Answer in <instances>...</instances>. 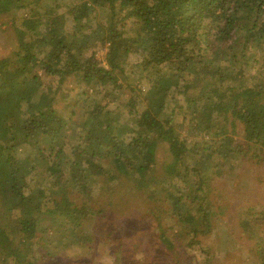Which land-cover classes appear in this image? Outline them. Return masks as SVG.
I'll return each instance as SVG.
<instances>
[{
    "label": "trees",
    "instance_id": "1",
    "mask_svg": "<svg viewBox=\"0 0 264 264\" xmlns=\"http://www.w3.org/2000/svg\"><path fill=\"white\" fill-rule=\"evenodd\" d=\"M22 8L0 0V18ZM96 8L110 15L94 22ZM36 15L17 28L22 49L0 59V264H49L41 220L63 225V249L90 250L94 234L79 229L102 212L90 197L126 182L165 195L179 234L199 244L225 210L221 192L211 194L216 168L264 162V0H69L62 13ZM126 68L148 86L130 85ZM70 78L83 85L73 96L61 88ZM74 100L79 111L65 115L61 104ZM41 143L48 149L19 159ZM161 146L169 158L159 171ZM261 220L251 215L239 228L257 237ZM258 255L264 264V248Z\"/></svg>",
    "mask_w": 264,
    "mask_h": 264
},
{
    "label": "rangeland",
    "instance_id": "2",
    "mask_svg": "<svg viewBox=\"0 0 264 264\" xmlns=\"http://www.w3.org/2000/svg\"><path fill=\"white\" fill-rule=\"evenodd\" d=\"M20 2L22 9L0 18V59L11 58L13 53L20 51L24 46L25 30L17 31V28H21L23 18L28 16L34 19L37 17V11L42 14L51 7L62 13L69 0ZM109 15L106 9L96 8L92 13V20L98 22ZM67 26H71L70 22ZM105 52V49H99L97 52V58L102 62ZM251 52L260 61V50L254 49ZM135 61L136 59H130L129 62ZM254 62L248 68L250 74H255L258 68L259 63ZM129 71V68H126V74L131 80L130 85L142 89L148 86L147 80L136 75L138 68L134 70L136 74L132 75L133 72ZM81 86L83 85H78L70 78L64 81L61 88L63 94L73 96L76 88ZM123 93L129 92L124 89ZM76 101L65 103L67 105L61 104L65 115L79 111L78 107H74ZM236 127L234 137L242 142V125L236 123ZM68 133V140L72 143L73 135ZM40 149L47 150L48 144L41 143L33 149L25 146L21 148L18 157L23 162H28ZM168 158L166 147L161 146L157 155L159 171L163 163L168 162ZM216 172L211 175V194L221 192L219 196L225 201V210L217 214L218 219L213 220L212 231L201 236L198 239L199 244L187 245L188 239L179 234L175 218L169 214L165 195L132 192L127 189L129 183L126 182L114 194L113 190L108 188L107 195L99 198L96 196V190L90 197L89 206L95 211L99 208L102 211L98 218L99 224H96V217L93 216L88 218L84 228L79 229L83 236L94 234L90 250L63 249L61 239L66 233L63 225L41 220V230L44 231L39 234V251L48 250L54 256L49 264H66L65 260L68 264H204L206 260L212 264H261L258 250L264 248V240L260 238L264 237V162L257 166L240 160L223 162L216 168ZM151 194H154V198ZM251 215L262 218L259 227L262 226L263 233L257 237L249 229L239 228V224ZM161 233L173 242V251L168 250L160 241Z\"/></svg>",
    "mask_w": 264,
    "mask_h": 264
}]
</instances>
